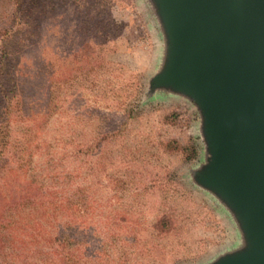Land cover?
Returning <instances> with one entry per match:
<instances>
[{
  "label": "trees",
  "instance_id": "16d2710c",
  "mask_svg": "<svg viewBox=\"0 0 264 264\" xmlns=\"http://www.w3.org/2000/svg\"><path fill=\"white\" fill-rule=\"evenodd\" d=\"M109 3L0 0V264H127L130 252L153 263L162 236L176 229L178 218L167 212L155 214L148 240L131 224L119 229L120 210L96 217L97 193L104 183L112 192L117 181L95 161H110L104 138L84 147L80 138L71 143L73 159L61 173H51L45 156L48 117L66 100L71 105L82 81L103 67L97 55L107 46L94 37L105 31L101 16ZM65 29L70 40L60 39ZM166 145L184 152L171 141Z\"/></svg>",
  "mask_w": 264,
  "mask_h": 264
},
{
  "label": "rangeland",
  "instance_id": "374dc122",
  "mask_svg": "<svg viewBox=\"0 0 264 264\" xmlns=\"http://www.w3.org/2000/svg\"><path fill=\"white\" fill-rule=\"evenodd\" d=\"M101 19L105 31L93 37L107 46L103 54H96L103 67L82 81L86 85L73 95L71 105L66 100L56 106L42 134L45 156L54 166L51 173L63 172L73 159L71 143L80 138L84 147L104 138L110 161H95L104 164L105 172L113 173L117 181L112 192L107 188L113 185L104 183L97 193L96 217L112 208L120 210L124 220L119 221V229L131 224L136 235L147 240L156 213L178 218L175 231L162 236L161 256L155 262L130 252L127 264H210L240 248L243 236L232 212L195 181L208 157L197 106L170 89L148 92L149 79L163 66L167 46L155 3L110 0ZM70 38L71 30L65 29L60 39ZM168 141L184 152L165 147Z\"/></svg>",
  "mask_w": 264,
  "mask_h": 264
},
{
  "label": "water",
  "instance_id": "95a60500",
  "mask_svg": "<svg viewBox=\"0 0 264 264\" xmlns=\"http://www.w3.org/2000/svg\"><path fill=\"white\" fill-rule=\"evenodd\" d=\"M166 56L148 92L187 96L207 160L195 181L232 212L240 248L210 264H264V0H153Z\"/></svg>",
  "mask_w": 264,
  "mask_h": 264
}]
</instances>
